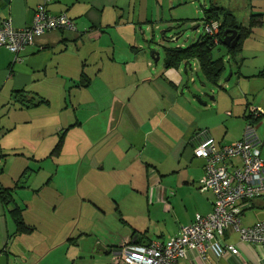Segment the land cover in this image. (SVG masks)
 Wrapping results in <instances>:
<instances>
[{"label":"crops","instance_id":"1","mask_svg":"<svg viewBox=\"0 0 264 264\" xmlns=\"http://www.w3.org/2000/svg\"><path fill=\"white\" fill-rule=\"evenodd\" d=\"M237 1L246 6L247 0H204L202 12L217 6L245 26L252 13L238 18ZM43 3L0 0V24L28 26ZM188 3L49 0L47 11L65 13L75 32L48 31L17 59L0 47V189L12 199L0 200L7 264H124L114 258L124 244L139 236L141 244L163 243L196 214L211 213L213 194L198 191L204 161L193 156V138L204 132L217 145L235 143L248 107L264 109V2L238 65L231 63L224 85L218 82L223 94L212 92L211 103L201 98L204 105L191 98L196 62L165 68L146 48L159 31L189 22L176 16ZM18 92L35 106L22 107ZM223 112L230 116L222 133ZM251 120L264 161V115ZM14 209L31 231L19 230ZM240 220L244 227L264 221V200H252ZM224 241L239 255L208 253L202 261L189 252L180 264H264V246L240 242L232 230Z\"/></svg>","mask_w":264,"mask_h":264},{"label":"built area","instance_id":"2","mask_svg":"<svg viewBox=\"0 0 264 264\" xmlns=\"http://www.w3.org/2000/svg\"><path fill=\"white\" fill-rule=\"evenodd\" d=\"M49 0L39 5L28 26L17 28L11 21L0 24V47L13 53L15 59L24 48L33 45L36 37L48 31L75 32L74 22L65 14L53 15L46 9ZM203 33L218 43L219 23H203ZM249 121L242 138L230 145H217L204 132L194 136L193 156L204 161L198 191L214 196L212 211L206 216L196 214L191 224L179 230L169 240L142 244L126 243L116 253L115 260L124 264H180L188 253H196L205 261L208 253L215 258L239 255L235 245L224 241L232 230L240 242L264 246V221L242 226L241 213L252 200H264V161L261 140L251 119L264 115V109L248 107ZM239 160L238 164L234 160ZM1 171V161H0Z\"/></svg>","mask_w":264,"mask_h":264},{"label":"trees","instance_id":"3","mask_svg":"<svg viewBox=\"0 0 264 264\" xmlns=\"http://www.w3.org/2000/svg\"><path fill=\"white\" fill-rule=\"evenodd\" d=\"M212 21H217L219 23V35L218 43L215 44L213 38L207 36L203 33L199 38L190 46H176L170 48H164V66L165 68H179L184 67L186 69L188 66L191 67L193 62H196L198 69L203 78L212 85H218V82L221 78V75L225 71L224 60L214 59L212 56V50L217 45H221L222 34L225 30H237L239 34V41L233 47H224L227 51L228 61L238 65L237 55L241 51L242 44L252 33L253 28L261 24V15L251 14L249 16L248 24L242 25L241 22L235 18L231 11L225 10L219 7L210 6L203 12L202 26L203 23H209ZM180 27L177 25L175 28ZM15 100L17 99L20 102L22 107L28 108L30 106H35L32 101H24L23 96H20V92L14 96ZM0 200L8 205L11 203L12 199L10 196V190H1L0 189ZM12 216L14 217L15 222L19 225V230L24 229V232L31 231L30 228H26L22 225L21 217L17 209L11 211ZM139 236L138 240L131 244H141L142 238ZM140 238V239H139Z\"/></svg>","mask_w":264,"mask_h":264},{"label":"rangeland","instance_id":"4","mask_svg":"<svg viewBox=\"0 0 264 264\" xmlns=\"http://www.w3.org/2000/svg\"><path fill=\"white\" fill-rule=\"evenodd\" d=\"M222 1V0H220ZM247 0L246 6L243 5V2L237 1V7L238 9L235 10V14L238 18H241V20L246 19L250 13L257 14L262 7V0ZM204 0H191V3H188L183 9L176 12V16H185L187 19H189V22H185L184 24H180V27L175 28L174 30L171 29V31H165L164 37L168 40L175 39L178 37V34L182 33V35L178 38L175 42H164L162 40L161 32L159 31L155 37L154 41H151L146 44V48L149 47L151 49L150 52L154 51L159 54L160 63L164 60V48H170V47H176V46H183L187 47L193 44L199 36L202 34V19H203V8ZM207 4V2H206ZM209 4V2H208ZM173 28V27H172ZM177 33V34H176ZM176 34V35H175ZM212 56L214 59H223L225 63V72L221 77L220 84H225V79H227L230 75V70L232 69V64L230 61L226 60L227 58V51L226 48L217 45L212 50ZM192 66L193 63H192ZM190 78H192V81L190 83V90H191V98L196 102V104L204 105V101H200V99L206 100V102L211 103V97L215 95H221L223 94V91L219 88V85H212L204 83V78L199 72V69L195 68L193 71L190 72ZM203 90V93L200 95L201 97H197L198 94L196 93L199 89ZM213 92V94H212ZM229 102L228 98L223 96L219 100V105L225 106ZM207 117H209V112L206 111ZM227 116H230L227 114ZM225 113L223 112V121L222 125L219 123L220 127L219 129L222 130V133L225 132L224 125L227 123L229 117H227ZM213 120V119H211ZM23 182H27L28 178L23 179ZM145 218V217H144ZM144 218H140V220H144Z\"/></svg>","mask_w":264,"mask_h":264},{"label":"water","instance_id":"5","mask_svg":"<svg viewBox=\"0 0 264 264\" xmlns=\"http://www.w3.org/2000/svg\"><path fill=\"white\" fill-rule=\"evenodd\" d=\"M165 31L161 32L162 40L164 42H175L178 38L182 35V33L178 34V37L175 39L168 40L164 37ZM239 41V34L237 30H225L222 34L221 38V45L224 47H231L233 48ZM151 59L154 63L159 61V54L157 52H151ZM0 264H7V258L4 255H0Z\"/></svg>","mask_w":264,"mask_h":264}]
</instances>
